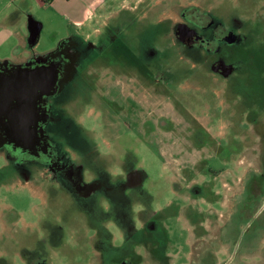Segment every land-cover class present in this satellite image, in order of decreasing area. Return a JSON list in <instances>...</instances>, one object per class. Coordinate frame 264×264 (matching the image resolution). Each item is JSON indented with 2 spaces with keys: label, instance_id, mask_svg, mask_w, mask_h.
<instances>
[{
  "label": "rangeland",
  "instance_id": "374dc122",
  "mask_svg": "<svg viewBox=\"0 0 264 264\" xmlns=\"http://www.w3.org/2000/svg\"><path fill=\"white\" fill-rule=\"evenodd\" d=\"M41 1L0 0L1 60L16 61L30 54L26 46L29 17L41 23L32 53L43 56L71 33L75 26L72 19L83 6L91 13H87L88 22L80 26L81 32L91 40L96 39L93 30L113 15L126 21L133 12L137 18L157 25L163 18L177 21L179 8L191 4L202 8L211 3V9L225 10L223 4L235 1L246 9L245 14L236 16L245 23L241 30L248 35L247 70L253 72L254 79L228 84L206 63L184 60L168 30L163 36L166 40L154 38L150 45L165 56L163 61L158 57L132 64L123 59L126 63L97 62L85 68L96 73L98 88L116 86L142 105L129 104L116 113L124 140L118 143L108 132L114 131L113 125L108 130L102 125L105 116L88 110L82 118L87 117L84 127L95 135L91 143L105 157L111 173L119 170L117 166L125 160L121 156L128 150L133 154L134 160H130L134 167L146 173L141 190L151 198L145 196L148 203L139 198L138 204L134 197V224L140 239L133 245L131 261L264 264V100L258 94L259 86L264 89V0ZM216 18L225 24L230 20L228 15ZM138 35L143 31L123 38L125 46L135 45L136 56L144 45ZM147 71L156 75L166 72L167 84L144 86L139 77ZM113 72L118 73L116 78ZM120 144L124 152L118 159ZM28 168L27 177L7 167L0 150V184H5L0 187V264H23L24 252L45 259L47 264H99L98 233L113 236L114 244L120 239L112 234L117 229L106 216V211L114 215L111 206L102 197L91 195L87 200L96 214L91 219L70 196L57 190L60 187L50 185L47 169L36 174L31 166ZM91 177L86 171L84 178L89 181ZM51 187L52 194L47 191ZM123 207L119 203L116 209L122 211ZM152 221L164 241L157 248L147 242L150 237L152 244L157 242L158 235L147 233L152 229L146 225Z\"/></svg>",
  "mask_w": 264,
  "mask_h": 264
},
{
  "label": "flooded vegetation",
  "instance_id": "af4514ba",
  "mask_svg": "<svg viewBox=\"0 0 264 264\" xmlns=\"http://www.w3.org/2000/svg\"><path fill=\"white\" fill-rule=\"evenodd\" d=\"M222 6L225 10L211 9V3L202 8L200 4L182 6L179 8L177 21L163 18L157 25L137 18L133 12L126 21H121L120 15H113L101 28L93 30L97 33L95 40L83 36L82 27L74 24L71 33L59 42L55 49L43 56L32 53L33 45L27 43V34L26 46L30 54L16 61L0 59V150L3 152L6 166H11L27 177L29 166L36 174L39 169H47L50 185L52 184L54 188L60 187L61 189L57 190L70 196V199L91 219L96 214L92 211L88 198L102 197L111 206L114 215L108 211V217H111L112 224L117 229V232L112 231V234L118 235L120 243L114 244L111 241L114 237L109 236L107 232L98 233L99 264H135L131 261L135 245L133 238L135 234L140 235L139 232L132 231V225L128 220L129 207L137 195L140 197L149 194L146 190H141L147 179L146 173L134 167L129 151L116 150L117 158L119 159L124 152L121 157L125 160L123 159L121 165L117 166L119 170L117 169L114 174L108 170L105 157H102L101 152L91 143L95 135L89 134L84 127L87 117L82 118L83 112L88 110L105 116L106 120H103L102 125L107 130L113 125L115 135L114 131L108 132H112L111 136L119 143L126 135L119 128L121 124L116 113L125 110L126 105L141 104L135 102V98L130 94H122L116 86L104 90L98 88L94 83L96 73L86 69L89 64L97 62L119 65L122 61L133 64L135 61L140 63L150 59L155 61L158 57L163 61L165 56L157 53L150 45L155 39L160 42L166 40L163 36L169 30L170 33L167 34L174 37L176 41L174 44L181 52L179 56L184 60L206 63L214 74L223 77L228 84L237 83L242 78L247 81L254 79L253 72L247 70L248 35L241 30L245 23L240 16H236L245 14L246 9L235 1L231 4L226 2ZM231 10L234 12H230ZM217 15H228L230 17L228 24L216 18ZM179 26L187 32L182 38L176 33ZM139 30L143 31V35L138 37H142L141 43L144 42V45L141 54L136 56L135 45L132 48L131 45L125 46L123 38L126 34L135 36ZM164 31L166 32L163 33ZM147 46L150 48L146 49ZM44 68L47 71H40ZM113 74V78H116L118 73ZM139 79L143 80L144 86L152 82L155 85H165L168 82L164 71H160L158 75L147 71L145 76ZM155 87L158 89V86ZM145 88L148 87H144L143 90H146ZM263 90L262 87H258L261 100H264ZM144 93L148 96L150 94L146 91ZM127 127H130V124H127ZM86 171L92 174L89 181L84 178ZM132 171H139L141 174V180L136 185L128 183L127 175ZM0 173L3 176L1 170ZM2 185L5 184H0V187ZM53 187L47 190L50 194ZM195 190L199 191L198 188ZM119 203L124 205L122 211L116 209ZM154 223L152 221L146 225L152 229L147 233H151V236L158 235L156 245L164 244L161 233L157 234V230L154 229L156 228ZM147 242L152 244V237ZM24 256L23 264L44 262L47 264L45 259L35 258L29 252H24ZM158 256H162V253ZM120 257L122 259L119 261Z\"/></svg>",
  "mask_w": 264,
  "mask_h": 264
},
{
  "label": "water",
  "instance_id": "95a60500",
  "mask_svg": "<svg viewBox=\"0 0 264 264\" xmlns=\"http://www.w3.org/2000/svg\"><path fill=\"white\" fill-rule=\"evenodd\" d=\"M27 22H28L27 23V30H28L27 43L29 45H34L37 42L40 30H41V23L32 17H29ZM176 33L180 35V38H182V36L187 34L185 29L181 26L177 28ZM43 70L47 71L46 68L41 69L40 71H43ZM54 70L55 72L57 71L56 69ZM40 79L41 77L39 78V80ZM19 88H22V87H19ZM16 144L19 145V143H16ZM127 179L130 185H136L141 180V174L139 171H132L127 175ZM42 264H46V263L44 262Z\"/></svg>",
  "mask_w": 264,
  "mask_h": 264
},
{
  "label": "trees",
  "instance_id": "16d2710c",
  "mask_svg": "<svg viewBox=\"0 0 264 264\" xmlns=\"http://www.w3.org/2000/svg\"><path fill=\"white\" fill-rule=\"evenodd\" d=\"M47 1H49V0H44L43 2H47ZM121 145V147H120V151H122L123 150V145L122 144H120ZM130 153H131V155L133 156V154H132V152H131V150H128ZM133 160H134V157H133ZM139 198L141 199V198H144L145 200L144 201H146L147 203H148V199L147 198H145V195L143 194L142 196H136V199H137V201L135 200V203L137 202L138 204H140L141 203V201L139 200ZM150 198H151V196L149 197V200H150ZM143 201V202H144ZM133 204H134V202H133ZM108 211H106V216H108V213H107ZM129 217H128V220L130 221V224L132 225V231H135L136 233L138 232V227H136V225L134 224V216H133V212H134V210H133V205H131L130 207H129ZM137 239H140L139 237H138V234H135V236H134V238H133V241H134V243H135V241H137ZM144 240H145V238H144ZM150 245H153V248L154 247H160L159 245L160 244H158L157 246L155 245V244H150Z\"/></svg>",
  "mask_w": 264,
  "mask_h": 264
},
{
  "label": "crops",
  "instance_id": "0c3cea01",
  "mask_svg": "<svg viewBox=\"0 0 264 264\" xmlns=\"http://www.w3.org/2000/svg\"><path fill=\"white\" fill-rule=\"evenodd\" d=\"M49 1H51V2H53V1H55V0H49ZM71 0H69V2H70ZM95 1V3H99V4H101V1L100 0H93V2ZM41 3H44L43 1H41ZM79 13H78V17H76V18H73L72 19V23L73 24H77V25H79V26H81L82 24H86V22H88L87 20H88V17H87V13H91L88 9H87V7H85V6H83V7H81V9H80V11H78ZM90 15V14H89Z\"/></svg>",
  "mask_w": 264,
  "mask_h": 264
}]
</instances>
